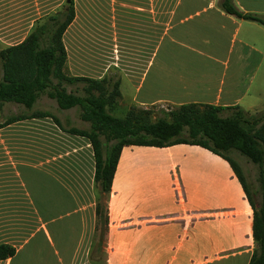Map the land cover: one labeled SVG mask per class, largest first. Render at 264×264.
<instances>
[{
    "label": "crops",
    "instance_id": "0c3cea01",
    "mask_svg": "<svg viewBox=\"0 0 264 264\" xmlns=\"http://www.w3.org/2000/svg\"><path fill=\"white\" fill-rule=\"evenodd\" d=\"M221 1L81 0L90 13H116L115 64L101 48L87 51L74 0L62 34L64 72L112 79L106 71L115 65L124 110L202 103L264 111V25L226 13ZM232 3L264 17V0ZM41 102L62 113L75 108L59 109L44 93L29 109L1 108L50 112ZM50 113L58 123L29 116L0 127V243L14 249L0 264L248 263L251 207L226 159L190 143L125 145L99 198L88 139L65 131L88 123L66 127ZM99 199L107 214L101 241Z\"/></svg>",
    "mask_w": 264,
    "mask_h": 264
},
{
    "label": "trees",
    "instance_id": "16d2710c",
    "mask_svg": "<svg viewBox=\"0 0 264 264\" xmlns=\"http://www.w3.org/2000/svg\"><path fill=\"white\" fill-rule=\"evenodd\" d=\"M221 8L238 18L264 25L260 14L237 9L232 0H222ZM74 0H63L61 7L35 18L23 39L0 49V109L11 102L29 109L44 93L59 109L75 107L87 129L68 127L65 131L88 139L94 161L93 180L106 199L120 149L125 145L162 147L177 143L202 146L228 161L251 207L252 252L247 264H264V111L249 114L239 106L220 107L184 103L167 109L151 120V108L131 106L122 116L110 113L120 96L118 81L69 76L64 72L66 51L62 34L74 17ZM81 83L79 91L66 84ZM51 117L50 112L16 113L0 121V127L17 120ZM237 151L256 166L259 201L254 203L238 165L230 157ZM99 223L98 241L106 229V207L101 199L95 206ZM12 246L0 243V259L11 256Z\"/></svg>",
    "mask_w": 264,
    "mask_h": 264
},
{
    "label": "rangeland",
    "instance_id": "374dc122",
    "mask_svg": "<svg viewBox=\"0 0 264 264\" xmlns=\"http://www.w3.org/2000/svg\"><path fill=\"white\" fill-rule=\"evenodd\" d=\"M76 24L86 23V27H82V39L85 40L87 45V51L93 52L97 48H101V52L104 53L105 63L112 60L116 64V13L108 12V7L102 8V12H89L86 7H82L81 0H76ZM63 0H0V47H5L9 44L15 43L22 39L30 28V23L33 18L38 15H42L44 12L53 11L61 7ZM85 11H84V10ZM108 9V10H107ZM74 28V27H72ZM77 28V27H75ZM116 66L111 65L109 70L106 71L108 75L112 77V80L116 79ZM81 83L66 84V88L80 86ZM131 89V88H130ZM121 87V92L128 94L132 92V89ZM130 90V91H129ZM52 103H40V106L46 108L50 112L59 117L64 126H70L76 124L77 109L72 108L67 112L57 111L55 107L48 106ZM118 106V107H117ZM44 107V108H43ZM127 103H125L119 97L115 98L114 108L110 110V113L115 116H122L125 112ZM151 108L152 115L151 120L162 117L166 114L168 109L166 106H146ZM21 109L15 104H6L0 109V121L6 116L13 113H18ZM67 119V123L65 122ZM68 121L71 122L68 123ZM74 126V125H73ZM80 127V126H78ZM88 128V125L85 129ZM1 145V143H0ZM230 157L238 165L239 170L244 178V182L248 188V191L255 204L259 201V194L257 191L256 182V166L249 162L244 156L240 155L237 151H232ZM30 181H28L27 189L29 190Z\"/></svg>",
    "mask_w": 264,
    "mask_h": 264
},
{
    "label": "built area",
    "instance_id": "2783aa9c",
    "mask_svg": "<svg viewBox=\"0 0 264 264\" xmlns=\"http://www.w3.org/2000/svg\"><path fill=\"white\" fill-rule=\"evenodd\" d=\"M167 110V109H166Z\"/></svg>",
    "mask_w": 264,
    "mask_h": 264
}]
</instances>
